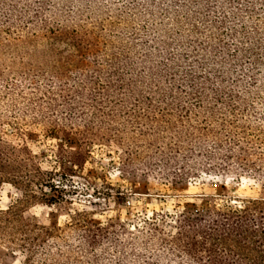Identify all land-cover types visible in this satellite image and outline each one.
Masks as SVG:
<instances>
[{"label": "trees", "instance_id": "16d2710c", "mask_svg": "<svg viewBox=\"0 0 264 264\" xmlns=\"http://www.w3.org/2000/svg\"><path fill=\"white\" fill-rule=\"evenodd\" d=\"M35 126L56 143L46 168L26 143ZM97 146L122 178L234 174L259 197L171 229L161 213L132 228L84 212L38 223L34 203L93 204ZM5 184L17 199L0 246L21 264H264V0H0Z\"/></svg>", "mask_w": 264, "mask_h": 264}, {"label": "rangeland", "instance_id": "374dc122", "mask_svg": "<svg viewBox=\"0 0 264 264\" xmlns=\"http://www.w3.org/2000/svg\"><path fill=\"white\" fill-rule=\"evenodd\" d=\"M41 130L39 126L33 127L26 143L46 168L51 165L49 160L56 143L46 139ZM108 153L110 152L106 148L97 146L91 150V155L84 164L83 173L92 180L87 193L93 196L88 199L93 204L79 202L83 198L77 196H74L72 205L62 210L44 203H34L29 210L37 222L47 227H62L69 222L70 214L84 212L97 224L119 221L132 228L143 219H154L161 213L167 215L165 225L167 229H171L177 215L190 219L204 217L212 205L219 207L223 203H229L240 207L242 202L259 197L260 189L256 182L244 177L238 178L234 174H199L196 178L184 179L178 184L145 180L137 172L122 178L113 165L117 162L116 156ZM75 181H79L74 185L81 190V181ZM110 188L125 195L117 197L113 192L111 197H106L104 194ZM71 190L73 188H66L69 193ZM16 199L15 189L10 185H3L0 188V211L6 210ZM0 264L21 263L17 256L0 246Z\"/></svg>", "mask_w": 264, "mask_h": 264}]
</instances>
